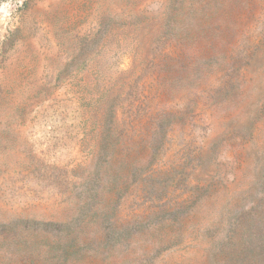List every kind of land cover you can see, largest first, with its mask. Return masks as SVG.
<instances>
[{
    "label": "rangeland",
    "instance_id": "374dc122",
    "mask_svg": "<svg viewBox=\"0 0 264 264\" xmlns=\"http://www.w3.org/2000/svg\"><path fill=\"white\" fill-rule=\"evenodd\" d=\"M264 0H0V264H257Z\"/></svg>",
    "mask_w": 264,
    "mask_h": 264
},
{
    "label": "trees",
    "instance_id": "16d2710c",
    "mask_svg": "<svg viewBox=\"0 0 264 264\" xmlns=\"http://www.w3.org/2000/svg\"><path fill=\"white\" fill-rule=\"evenodd\" d=\"M259 227L258 234L254 236L257 239L255 242L252 238H245L242 254L247 259L252 258L257 264H264V226Z\"/></svg>",
    "mask_w": 264,
    "mask_h": 264
}]
</instances>
